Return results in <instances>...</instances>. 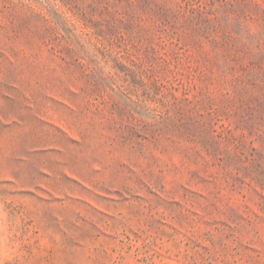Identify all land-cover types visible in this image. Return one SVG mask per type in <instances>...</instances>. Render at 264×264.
I'll return each mask as SVG.
<instances>
[{"label": "rangeland", "instance_id": "rangeland-1", "mask_svg": "<svg viewBox=\"0 0 264 264\" xmlns=\"http://www.w3.org/2000/svg\"><path fill=\"white\" fill-rule=\"evenodd\" d=\"M0 264H264V0H0Z\"/></svg>", "mask_w": 264, "mask_h": 264}]
</instances>
